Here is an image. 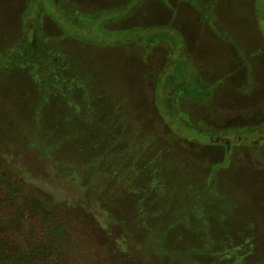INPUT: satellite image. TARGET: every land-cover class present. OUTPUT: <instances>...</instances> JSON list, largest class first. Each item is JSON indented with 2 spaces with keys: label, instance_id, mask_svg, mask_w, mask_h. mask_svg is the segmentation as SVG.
<instances>
[{
  "label": "rangeland",
  "instance_id": "rangeland-1",
  "mask_svg": "<svg viewBox=\"0 0 264 264\" xmlns=\"http://www.w3.org/2000/svg\"><path fill=\"white\" fill-rule=\"evenodd\" d=\"M29 4L42 69L7 64ZM0 54V264L264 262V0H0Z\"/></svg>",
  "mask_w": 264,
  "mask_h": 264
},
{
  "label": "trees",
  "instance_id": "trees-1",
  "mask_svg": "<svg viewBox=\"0 0 264 264\" xmlns=\"http://www.w3.org/2000/svg\"><path fill=\"white\" fill-rule=\"evenodd\" d=\"M30 4L32 5V2ZM30 4H29V6L26 9V12L24 14V18H25L24 41L22 42L21 47H20V50H24V49H26V50H25V52H22L21 54H19V50L17 48H15V47L12 48L10 50V52L12 54L10 57H8V58H10V60L7 62V64L11 65L18 60H22V61L36 60L38 68L42 69L43 61L45 59V51H44L43 47L40 46L41 42L39 40L37 41L39 10L37 11V13L35 14L34 17H31V15L29 16V11L31 10ZM129 9H127L123 13L118 14L115 18L122 17L123 15H125L129 11ZM157 28H160L161 31L154 33V35H152V37L166 38L171 43L172 49H171L170 53L173 52L174 49L177 47L176 41H175V36L178 34L174 31H171L169 27L159 26ZM179 48H180V51L182 52V59H183L182 61L184 62L185 59L183 58V54H184L183 42L179 45ZM0 57H1V54H0ZM169 61H170V59H169ZM190 76L192 79H190L191 82L188 81L190 85L188 84V86H187L188 88L186 87V89L184 90V94L191 96L195 100L203 98L207 93L206 88L204 89V87H206V86H204L200 82V79L198 78V76H197L196 72H194V70L192 71ZM41 77H42L43 81L45 82L47 88H48V86H51V84L49 83L50 81L46 79L47 76L42 75ZM193 84L197 85L201 89V91L194 92L193 91L194 90ZM87 130L91 131V129H87ZM72 132H70V133L67 132L69 137L72 135L73 136L77 135V133L75 131H74V134ZM83 139H85V138L79 139L78 143H81V141H83ZM76 143H74V144H76ZM33 146H35V143L32 141L29 143V145L27 147L29 149H32ZM77 148H78V153H79L80 158L88 157L89 155H97V154L92 153V151H94V149L92 148L91 145L81 143L77 146ZM38 152L41 155H43L44 158L47 159L52 166H54L55 171H57L61 174H68L69 176H71V174H74L78 178L81 176V177H83V182L85 183L83 188H85V189L87 188L89 190L95 189V190L100 191L99 189H97V156L88 158L85 161L84 160L79 161L74 157H72V158L68 157V158H64L63 160H60V159L56 158V156L53 154L51 145H48L44 148L38 147ZM89 152H90V154H88ZM210 179H211V175H207V179L204 181V186L202 189L203 191H205L209 187ZM102 199L104 200V198H102ZM84 204L89 206L90 204L93 205L94 202L92 200H89L88 197H85ZM135 229H136V227H133V230H135ZM151 238H150V240H152ZM153 241L154 242L152 244L154 245V247H157L158 242L155 241L154 239H153ZM142 247H146V246L143 245ZM159 249H160V247H157L158 251H159ZM156 257H157L156 260H153L152 258H150L148 261L146 260V264H170L168 260H165V258L164 259L161 258V254L159 252L156 253ZM181 263L184 264V262H182L181 258H180V264ZM262 264H264V262Z\"/></svg>",
  "mask_w": 264,
  "mask_h": 264
},
{
  "label": "flooded vegetation",
  "instance_id": "flooded-vegetation-1",
  "mask_svg": "<svg viewBox=\"0 0 264 264\" xmlns=\"http://www.w3.org/2000/svg\"><path fill=\"white\" fill-rule=\"evenodd\" d=\"M165 27H168V26H165ZM169 28H170V27H169ZM170 30L174 31V30H173V29H171V28H170ZM174 32H175V31H174ZM183 58L185 59V61H184V62L188 64V62H187V60H186V58H185V55H184V54H183ZM189 65L191 66V64H190V63H189ZM191 67H192V66H191ZM194 72H195V71H194Z\"/></svg>",
  "mask_w": 264,
  "mask_h": 264
}]
</instances>
